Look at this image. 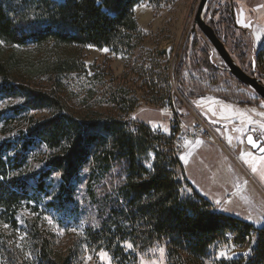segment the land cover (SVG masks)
<instances>
[{
    "label": "trees",
    "instance_id": "trees-1",
    "mask_svg": "<svg viewBox=\"0 0 264 264\" xmlns=\"http://www.w3.org/2000/svg\"><path fill=\"white\" fill-rule=\"evenodd\" d=\"M143 1L0 0V103L18 100L0 109V223L22 228L28 237L25 245L1 237L2 264H71V259L55 251L53 236H45L34 219L22 224L21 216L33 208L76 219L80 210L74 200V182L91 160L89 179L95 186L89 192L95 199L99 224L88 229L89 243L112 254L118 264L131 263L136 250L155 244H166L168 264H204L215 243L227 242L226 233L242 245L252 231L258 238L255 259L249 264L264 262V228L219 213L196 194L184 177L180 152L169 138L154 135L160 129L116 119H77L54 93L31 85L42 77L82 74L85 64L73 48L132 52L134 39L140 37L134 9ZM218 2L210 26L227 48L233 46V53L229 52L244 71L245 65L255 70V62H249V55L255 53L253 37L237 26L233 12L240 1ZM196 38L193 35L188 44L187 63L194 64L191 50L199 44ZM203 39V59L190 71L208 84L188 79L179 66L178 89L185 100L192 104L199 97L213 96L238 104L262 101L256 94L252 98L231 89V85L249 88L219 67ZM14 74L24 80L15 81ZM223 81L229 86H222ZM172 101L178 104L175 96ZM121 107L132 112L136 104ZM40 110L53 112L52 117L38 120L30 116ZM43 147L48 150L45 165L24 174L32 154ZM151 151L155 158L149 170L143 161ZM56 173L59 180L54 183ZM184 186L189 195L183 193ZM219 264H244V259Z\"/></svg>",
    "mask_w": 264,
    "mask_h": 264
},
{
    "label": "rangeland",
    "instance_id": "rangeland-1",
    "mask_svg": "<svg viewBox=\"0 0 264 264\" xmlns=\"http://www.w3.org/2000/svg\"><path fill=\"white\" fill-rule=\"evenodd\" d=\"M199 1L146 0L141 2L134 9L140 37L134 39L136 47L132 52H117L111 48H73L74 53H81L85 64V71L82 74H56L42 77L34 80L31 85L54 93L61 100L66 111L77 119H116L144 123L151 130L160 129L164 135H168L175 118H180L189 126H194L198 118L212 131L214 129L221 142L228 146L232 144L231 136H241L244 141L251 127L258 128L262 133L264 131V101L257 102V105L262 107L258 108L257 105L238 104L213 96H203L190 104L179 92L177 80L179 66L188 79L208 84L205 78L194 75L190 71L195 70L196 62L203 59L202 49L205 47L203 38L206 39V37L198 28L193 32ZM218 1L209 0L208 2L204 14V20L208 24L214 17V9L218 7ZM239 1V5H235L233 9L236 24L251 33L255 46V53L252 52L249 55V62L250 64L255 62L256 69H250L248 65H245V71L264 82V0H244V5L240 4L241 0ZM191 11V24L184 35L185 22ZM193 35L198 38L196 43L199 42L191 50L194 64L191 61L188 63L184 61ZM207 43L209 44L208 41ZM210 49L219 67H225L211 45ZM227 49L233 53L231 44ZM221 69L227 71L226 67ZM201 72L200 70L199 73L202 74ZM14 77H16L15 81L24 80V77L18 74H14ZM222 86H229V82L223 81ZM231 89L237 93L244 92L252 98L256 96L251 89L232 85ZM165 94L167 97L163 99ZM174 96L178 100L177 105L172 101ZM17 102L16 99H8L0 103V109ZM130 103L136 104L134 111L120 109L123 104ZM165 104L167 107L171 104V110L164 109ZM52 114L53 112L48 110H40L30 113V116L43 120L52 117ZM254 154L257 157L254 161H250V164L264 175V154ZM47 156L48 150L45 147L35 151L24 174L40 170L45 165ZM154 158L155 152L151 151L147 159L143 161L149 170L153 168ZM92 166L91 160L74 182V200L78 213L80 210L76 219L69 220L54 213L34 211L32 208L23 211L21 223L24 224L26 220L31 219L38 222L39 229L45 236L54 237L55 251L71 259V264H118L112 254L104 250L98 251L89 243L88 229L99 224L95 199L91 198L89 192L90 188L94 190L95 186V183L91 184L92 181L89 179ZM235 175L237 176V172ZM58 177L57 173L54 174V183H57ZM182 190L188 195L191 193L185 186ZM25 231L22 228H12L0 223V240L7 237L12 242L16 241V245L21 242L25 245L28 241ZM234 245H236L234 242L233 244L215 243L204 264L238 262L246 257L244 252L234 248ZM135 256L136 259L129 264H168L166 244H155L142 251L136 250ZM0 264H2L1 259Z\"/></svg>",
    "mask_w": 264,
    "mask_h": 264
},
{
    "label": "crops",
    "instance_id": "crops-1",
    "mask_svg": "<svg viewBox=\"0 0 264 264\" xmlns=\"http://www.w3.org/2000/svg\"><path fill=\"white\" fill-rule=\"evenodd\" d=\"M231 138V146L223 143L224 147L189 140L179 154L184 177L217 212L264 228V175L250 164L257 156L243 138Z\"/></svg>",
    "mask_w": 264,
    "mask_h": 264
},
{
    "label": "water",
    "instance_id": "water-1",
    "mask_svg": "<svg viewBox=\"0 0 264 264\" xmlns=\"http://www.w3.org/2000/svg\"><path fill=\"white\" fill-rule=\"evenodd\" d=\"M209 0H200L197 8V12L194 19L193 32L198 28L201 33L206 37L207 41L219 55L227 71L234 76L243 85L251 89L262 101H264V82L257 77L247 74L235 61L231 53L225 46V44L219 39L214 29L204 20V14L207 8ZM247 135L244 138L247 147L251 148L253 152L258 155L264 154V145L262 140H256L253 137L255 143L250 144L248 142Z\"/></svg>",
    "mask_w": 264,
    "mask_h": 264
},
{
    "label": "built area",
    "instance_id": "built-area-1",
    "mask_svg": "<svg viewBox=\"0 0 264 264\" xmlns=\"http://www.w3.org/2000/svg\"><path fill=\"white\" fill-rule=\"evenodd\" d=\"M164 109L170 110V107H167V104H165ZM258 133H260L258 128L251 127L250 129H248V134L253 135L255 138L264 136V131L260 134ZM154 135L163 136L166 139L169 138V140L172 142L173 148H175L180 153L184 150L185 145L191 139L192 140H206L208 142H211L212 144L224 147V144L221 142V139L218 137L215 130L213 129L212 131L207 125H205L198 118H197V123L194 126H189L186 123H183L181 119L175 118L168 135H164L162 132L160 133V132H155V131H154ZM213 208L215 209V207ZM246 237L253 238L252 248H244V244L234 245L235 246L234 248L240 249L241 252H246V261L244 262V264H249L251 260L255 259L254 248L256 245L257 238H258V233L255 231H252L250 235ZM234 238H235L234 235L225 236V239L227 240V242L232 243V244H233Z\"/></svg>",
    "mask_w": 264,
    "mask_h": 264
},
{
    "label": "bare ground",
    "instance_id": "bare-ground-1",
    "mask_svg": "<svg viewBox=\"0 0 264 264\" xmlns=\"http://www.w3.org/2000/svg\"><path fill=\"white\" fill-rule=\"evenodd\" d=\"M195 8V7H194ZM192 8V10L194 9ZM191 17H192V11L190 12V14L188 15V18L185 22V29H184V35L186 34V32L189 30V27H190V24H191ZM180 119V118H179ZM206 125V124H205ZM172 126V125H171ZM209 127V126H208ZM210 128V127H209ZM211 129V128H210ZM250 129V128H249ZM160 133H161V130H160ZM260 134V133H258ZM249 135V134H248ZM254 137V136H253ZM263 137L264 136H261L259 138H255L256 140H263ZM245 142V141H244ZM263 145H264V142H263ZM233 235L232 233H226L225 236H231ZM238 245V244H237ZM253 246V238L251 237H246L245 239V243H244V248H252ZM245 256H246V252H244ZM244 259V262L246 261V257L243 258ZM264 263V262H263Z\"/></svg>",
    "mask_w": 264,
    "mask_h": 264
},
{
    "label": "snow or ice",
    "instance_id": "snow-or-ice-1",
    "mask_svg": "<svg viewBox=\"0 0 264 264\" xmlns=\"http://www.w3.org/2000/svg\"><path fill=\"white\" fill-rule=\"evenodd\" d=\"M248 142H249L250 144L255 143V141L253 140V137H252V136H249V137H248Z\"/></svg>",
    "mask_w": 264,
    "mask_h": 264
}]
</instances>
